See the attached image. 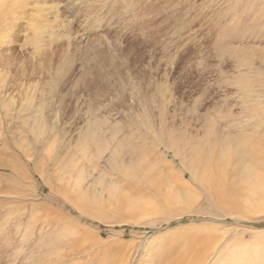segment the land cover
Segmentation results:
<instances>
[{
    "label": "rangeland",
    "instance_id": "1",
    "mask_svg": "<svg viewBox=\"0 0 264 264\" xmlns=\"http://www.w3.org/2000/svg\"><path fill=\"white\" fill-rule=\"evenodd\" d=\"M213 131L264 145V0H0V264H264V204L227 210L175 157ZM94 144L118 164L92 173Z\"/></svg>",
    "mask_w": 264,
    "mask_h": 264
},
{
    "label": "bare ground",
    "instance_id": "2",
    "mask_svg": "<svg viewBox=\"0 0 264 264\" xmlns=\"http://www.w3.org/2000/svg\"><path fill=\"white\" fill-rule=\"evenodd\" d=\"M116 1V0H115ZM104 2V1H103ZM138 3V2H137ZM10 5V4H8ZM99 5H101L99 3ZM131 5V3L129 4ZM19 6V5H18ZM113 6V5H112ZM7 7V6H6ZM5 7V8H6ZM136 7V6H135ZM138 8V7H137ZM7 9V8H6ZM127 9V8H126ZM94 10V9H93ZM96 10V9H95ZM132 10V9H131ZM111 11V9H110ZM120 11V10H119ZM125 11V10H124ZM130 11V10H129ZM15 12V11H14ZM18 12V11H17ZM109 12V10H108ZM10 13V12H9ZM89 13V12H88ZM94 13V12H93ZM125 13V12H124ZM96 14V13H95ZM100 14V13H99ZM73 15V13H72ZM113 15V14H112ZM115 15V14H114ZM99 16V15H98ZM107 16V15H106ZM96 17V16H95ZM128 17V16H127ZM103 18V17H102ZM17 20V19H16ZM95 23V22H94ZM32 28V27H31ZM35 28V27H34ZM90 28V27H89ZM99 30V29H98ZM89 31V30H88ZM95 31V30H94ZM41 32V30H40ZM38 34V32H37ZM34 36L36 34H33ZM32 35V36H33ZM40 35V34H38ZM33 36V37H34ZM28 37V36H27ZM32 37V38H33ZM36 37V36H35ZM38 37H36V39H34L35 42H41L42 39L39 41ZM34 41L32 40V42L34 43ZM37 42V43H38ZM38 47V45H37ZM38 52V51H37ZM41 52V51H40ZM252 97V96H250ZM249 98V96H248ZM252 101V98H250ZM247 101V100H246ZM248 102V101H247ZM252 117V115H251ZM251 119V118H250ZM223 121V120H222ZM225 123V122H224ZM99 127L101 126L100 124ZM224 126L226 128H230V126L228 127L227 124H224ZM148 129V131H146V133H151L149 132L150 129L148 127H144V129ZM100 129V128H99ZM146 129V130H147ZM223 129V128H222ZM213 130V129H212ZM145 131V130H143ZM216 131V130H215ZM213 131V133H211V138H208L209 140H203V141H198L197 144H191L188 147V154H190V159L189 162L186 161V151L187 148H183L182 151L176 152L175 153V157H177L178 159H181L184 163V167L186 166V168H188L189 170H191V173L193 172L194 176L198 179L199 183L201 184V186L203 188L206 189V192L208 194H215L216 195V202L217 204L223 205L228 207L227 210L230 209H236V210H244L245 206L246 207H251V208H256V206H260L262 204H264V169H259L256 167H258L262 161V157L264 154V145L262 147H260L259 149H261V151L259 152L258 150L254 151L255 146L252 148V145L249 142V138H241L239 141L238 139H236L235 137H232L231 140L228 141V143L230 144H226L229 147L225 148L224 144L222 143L221 137L218 138L216 136V132ZM231 131V130H229ZM215 132V133H214ZM251 132V131H250ZM152 134V133H151ZM225 134V133H224ZM232 134V133H230ZM246 136V135H245ZM251 136V135H249ZM174 136H170L169 139L173 140ZM224 139V138H223ZM252 139V138H251ZM170 140V141H171ZM235 141V142H234ZM164 143V142H163ZM167 143V142H166ZM226 143V141H225ZM174 145L176 147H178L175 143ZM95 148V152L91 151V149H89L90 154L92 155L93 158H91L92 163H90V167L93 168L92 173L94 172V174L96 172H98V170L100 171V164L101 161L103 160V157L107 154V151L111 153V156L114 159V162L117 163V160L119 159V151L114 149H111V145L103 148H97L98 144H94L93 145ZM231 147H234V149L232 150ZM169 150L170 149V145H168L167 147ZM87 149V148H86ZM174 150V149H173ZM226 150H228L226 152ZM88 151V150H87ZM86 152V151H85ZM175 152V151H174ZM87 154V153H86ZM89 157V156H88ZM91 157V156H90ZM88 159V158H87ZM90 159V158H89ZM88 159V160H89ZM111 159V160H113ZM121 160V159H120ZM119 160V161H120ZM90 161V160H89ZM120 163V162H119ZM118 164V163H117ZM114 168V167H113ZM116 168V167H115ZM169 168V167H168ZM158 167L156 168L155 166V171L159 174V176H161L166 182L167 184L170 186L173 184V186H175L176 189V194L178 195L179 199L181 200L182 203H184V209L187 211H193L194 210V200L197 198V193L196 191L190 187L189 185H187L188 183L182 180V177L177 174L176 172H174V170L169 169L167 172L164 171H159L157 170ZM183 170V169H182ZM188 170V171H189ZM256 174H259L260 172H262L260 174V178L259 181L257 183L258 188H256L254 186V191L252 194V182L253 181H247L248 179L252 180L253 177V172L256 171ZM160 172V173H159ZM90 173V172H89ZM247 174V177L245 178L247 181V185L250 187L251 191L249 192L251 195H255L257 194L256 198L254 200H252V196L251 197H246V198H238L236 193H235V188H236V181H234L235 183H233L231 187L227 188V185L229 186V183H227V181H224L227 179V176H238V178L240 177V175L243 174ZM86 175V174H85ZM85 175L84 179H85ZM102 175V174H100ZM99 175V176H100ZM87 176V175H86ZM98 176V175H97ZM154 176V175H153ZM102 178V176L100 177ZM195 178V179H196ZM254 178V177H253ZM82 179V178H81ZM81 179H78V185L79 187L82 186L83 181ZM104 179V177H103ZM231 180V178H229ZM234 178H232L233 180ZM87 180V179H85ZM190 181V180H189ZM222 181H224V183H221ZM229 181V180H228ZM90 182V181H89ZM154 180H150V184H153ZM226 182V184H225ZM85 183V182H84ZM187 183V184H185ZM197 183V182H196ZM199 183H197L198 185H200ZM256 184V183H255ZM108 186V185H107ZM92 187V185H91ZM99 187V186H98ZM109 187V186H108ZM248 187V188H249ZM84 188V186H83ZM100 188V187H99ZM116 188V187H115ZM174 188V187H173ZM223 188V189H221ZM221 189V190H220ZM249 189V190H250ZM83 190V189H82ZM90 190V189H89ZM93 190V188H92ZM110 190H112L110 188ZM174 190V189H173ZM81 191V190H80ZM97 191V190H96ZM221 192V193H220ZM224 192V193H223ZM95 193V192H94ZM107 193V192H106ZM111 193V192H109ZM118 193V192H115ZM89 195V194H88ZM91 195V194H90ZM94 195V194H93ZM99 195V193H98ZM102 195V194H101ZM100 195V196H101ZM109 195V194H108ZM111 195V194H110ZM109 195V196H110ZM207 195V194H206ZM97 196V195H96ZM114 196V195H113ZM181 196V197H180ZM223 196V197H221ZM85 197V196H84ZM83 197V198H84ZM108 197V196H107ZM209 197V196H208ZM104 198V197H102ZM116 198V197H114ZM87 199V198H86ZM113 199V198H112ZM111 199V200H112ZM96 200V199H95ZM101 201V200H100ZM215 201V200H214ZM104 203V202H103ZM110 203V202H109ZM101 204L99 205V207H101ZM105 204V203H104ZM103 204V205H104ZM107 204V203H106ZM110 205V204H108ZM198 205V204H197ZM218 205V206H220ZM228 205V206H227ZM105 206V205H104ZM107 206V205H106ZM129 206V205H128ZM127 206V207H128ZM149 206V205H148ZM216 206V205H215ZM253 206V207H252ZM96 207V206H95ZM98 207V206H97ZM109 209V207H106ZM130 208V207H129ZM128 208V209H129ZM138 208V207H137ZM216 208V207H215ZM221 208V207H220ZM150 209V208H149ZM148 209V210H149ZM153 209V208H152ZM198 209V208H197ZM225 209V208H224ZM100 210H103L102 208H100ZM105 210V209H104ZM147 210V211H148ZM155 210V209H153ZM144 212H147L143 209ZM139 212V211H138ZM199 212V211H198ZM106 213V212H104ZM150 213V212H149ZM136 214V213H135ZM148 214V213H146ZM212 214V213H211ZM234 214V213H233ZM154 214H152L153 216ZM138 216V215H137ZM156 216V215H155ZM132 218V217H131ZM138 218V217H137ZM135 217H133V221H134ZM139 221V219H137ZM141 221V220H140ZM139 221V222H140ZM132 222V221H131ZM135 222V221H134ZM133 222V223H134ZM135 225V224H134ZM138 225V223H137ZM66 238V236H65ZM70 241V240H69ZM61 242V241H59ZM55 258V257H54ZM53 258V259H54ZM57 258V257H56ZM55 258V259H56ZM61 258V257H60ZM230 258V257H229ZM46 260V258H45ZM52 260V259H51ZM231 260V258H230ZM229 260V261H230ZM240 261V260H239ZM237 260V262H239ZM241 262L243 263V261L241 260ZM240 262V263H241ZM252 262V261H251ZM185 263L184 262V258L182 257V259L179 260V262H177L176 264H182ZM72 264V263H71ZM75 264V263H74ZM175 264V263H174ZM192 264V263H190Z\"/></svg>",
    "mask_w": 264,
    "mask_h": 264
}]
</instances>
